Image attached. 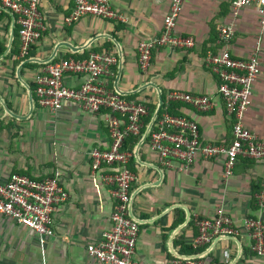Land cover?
<instances>
[{
	"label": "crops",
	"instance_id": "obj_1",
	"mask_svg": "<svg viewBox=\"0 0 264 264\" xmlns=\"http://www.w3.org/2000/svg\"><path fill=\"white\" fill-rule=\"evenodd\" d=\"M109 2L117 18L83 15L69 24L65 18L74 0H41L45 30L26 54L16 33V15L0 9V180L14 172L39 179L56 176L69 193L52 213L51 236H40L0 214V264H104L87 246L101 241L112 227L115 185L104 176L116 166L94 171L91 152L112 144L107 119L113 113L91 112L74 102L53 111L39 106L35 91V75L45 63L84 59L93 52L116 57L105 78L110 89L154 107L150 121H142L141 132L132 134L136 139L126 137L124 148L131 152L129 168L136 175L127 205L129 217L139 223L136 260L170 264L178 257H198L207 264H264V255L251 251L252 239L243 223L249 216L264 221V157L241 156L227 177L225 156L199 154L190 165L174 161L168 166L150 145V131L164 106V111L195 119L203 142L230 143L232 118L207 55L228 48L234 57L247 58L257 42L261 69L245 122L264 141V24L258 8H235L230 0H184L175 32L192 37L193 45H158L143 70L138 44L163 34L171 0ZM225 25L233 27L229 42L220 37ZM84 78L68 74L65 81L76 87ZM174 91L208 95L212 108L201 111L170 101ZM220 209L233 218L237 232L197 243L198 219L213 218Z\"/></svg>",
	"mask_w": 264,
	"mask_h": 264
},
{
	"label": "built area",
	"instance_id": "obj_2",
	"mask_svg": "<svg viewBox=\"0 0 264 264\" xmlns=\"http://www.w3.org/2000/svg\"><path fill=\"white\" fill-rule=\"evenodd\" d=\"M230 1L235 8L255 5L262 15L261 23L264 24V0ZM183 3L184 0H171L164 18L163 34L158 38L139 42V65L143 70L149 68L156 46L193 45L192 37L175 32ZM40 4L41 0H0V9L8 10L17 17L21 50L24 54L41 39L45 30ZM83 15L109 19L118 17L109 0H74L72 12L65 21L70 24ZM233 34L232 25L221 28L220 37L223 42H229ZM259 49L260 43L257 42L256 51L247 58L234 57L228 48L207 55L212 71L219 78L217 91L224 99L227 112L232 118L230 143L203 142L198 122L185 115L164 111L156 117L150 131V145L166 165L173 166L174 161L190 165L199 154L205 158L225 156V175L229 177L241 156L264 157V141L245 122V115L253 100V85L261 69L257 55ZM115 63L116 57L109 52H93L84 59L51 60L36 73L35 91L39 106L53 111L65 102H74L91 112L107 109L113 113L107 119L112 144L107 149H94L91 152L94 171L103 166H116L104 176L105 181L115 185L113 195L116 204L111 214L112 227L104 233L101 241L89 244L87 250L104 264H141L135 258L139 223L127 213L136 175L129 168L131 152L124 149V142L129 135L141 132L143 117L149 113V109L144 103L126 99L108 87L105 78L112 73ZM68 74L83 75L85 78L79 86L73 87L65 81ZM169 100L188 103L201 111H208L213 105L210 96L186 91L171 92ZM119 114L126 116V120H122ZM68 198V191L56 176L39 179L14 172L7 180H0V214L32 228L40 236L53 235L52 213ZM243 223L252 239L251 251L264 255V221L249 216ZM197 225V243L210 242L216 236L233 235L237 232L233 218L222 209L213 218L198 219ZM170 264L207 262L198 257H178Z\"/></svg>",
	"mask_w": 264,
	"mask_h": 264
},
{
	"label": "trees",
	"instance_id": "obj_3",
	"mask_svg": "<svg viewBox=\"0 0 264 264\" xmlns=\"http://www.w3.org/2000/svg\"><path fill=\"white\" fill-rule=\"evenodd\" d=\"M1 12H3V10H0V13ZM16 26L18 27V24H16ZM18 35H19V33H18V28H17V32H16ZM0 44H1V42H0ZM164 109H166V107L164 106V108L163 109H161V111H160V115H161V113L164 111ZM169 109V108H168ZM169 110H171V109H169ZM153 111H154V107H149V113L146 115V116H144L143 117V120H144V123L146 124V122H148V121H150V119H151V117H152V114H153ZM128 138H132L133 140L134 139H136V138H134V135H129V137ZM126 140L127 139H125V142H124V148H126Z\"/></svg>",
	"mask_w": 264,
	"mask_h": 264
},
{
	"label": "water",
	"instance_id": "obj_4",
	"mask_svg": "<svg viewBox=\"0 0 264 264\" xmlns=\"http://www.w3.org/2000/svg\"><path fill=\"white\" fill-rule=\"evenodd\" d=\"M11 13V12H10ZM12 14V13H11Z\"/></svg>",
	"mask_w": 264,
	"mask_h": 264
}]
</instances>
